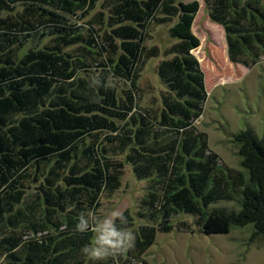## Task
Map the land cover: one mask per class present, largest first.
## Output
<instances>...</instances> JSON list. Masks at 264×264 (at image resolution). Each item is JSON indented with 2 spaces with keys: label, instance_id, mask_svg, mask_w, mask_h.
I'll return each mask as SVG.
<instances>
[{
  "label": "trees",
  "instance_id": "obj_1",
  "mask_svg": "<svg viewBox=\"0 0 264 264\" xmlns=\"http://www.w3.org/2000/svg\"><path fill=\"white\" fill-rule=\"evenodd\" d=\"M208 3L230 61L264 60V0ZM199 11L179 0H0V264H92L81 249L94 233L77 225L102 216L127 165L146 183L144 224L124 211L135 246L98 264H149L156 235L181 215L207 236L264 234V136L233 134L242 172L195 125L208 99L193 53ZM163 25L176 42L161 51L147 43ZM161 56V105L145 107L140 79Z\"/></svg>",
  "mask_w": 264,
  "mask_h": 264
},
{
  "label": "rangeland",
  "instance_id": "obj_2",
  "mask_svg": "<svg viewBox=\"0 0 264 264\" xmlns=\"http://www.w3.org/2000/svg\"><path fill=\"white\" fill-rule=\"evenodd\" d=\"M184 3L197 1L200 11L193 24V33L200 45L193 52L205 74L208 99L196 127L207 134L210 148L228 167L244 171L233 134L252 129L257 136H264V60L252 68L232 63L223 27L210 17L208 0H179ZM170 25L156 27L148 46L168 49L176 40L169 35ZM162 59L150 60L140 79L144 92L142 105L159 107L164 85L157 73ZM146 183L138 180L131 166L127 165L121 189L111 198L101 200L102 216L112 209L128 210L135 225L144 222L136 216ZM232 206L238 210V203ZM101 216V217H102ZM191 224L192 232L177 228L180 222ZM170 233H158L153 245L143 258L149 264H264V234H256L253 226L233 229L227 235L202 234L194 220L178 216Z\"/></svg>",
  "mask_w": 264,
  "mask_h": 264
},
{
  "label": "clouds",
  "instance_id": "obj_3",
  "mask_svg": "<svg viewBox=\"0 0 264 264\" xmlns=\"http://www.w3.org/2000/svg\"><path fill=\"white\" fill-rule=\"evenodd\" d=\"M125 224L127 219L118 208L108 211L102 217H95L90 212L82 214L77 230L82 233L91 230L94 235L81 252L92 264L127 253L135 246L136 236L132 229L121 226Z\"/></svg>",
  "mask_w": 264,
  "mask_h": 264
}]
</instances>
